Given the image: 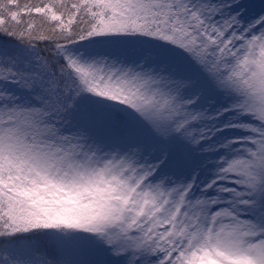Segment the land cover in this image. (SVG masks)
Returning a JSON list of instances; mask_svg holds the SVG:
<instances>
[{
	"label": "snow or ice",
	"instance_id": "obj_1",
	"mask_svg": "<svg viewBox=\"0 0 264 264\" xmlns=\"http://www.w3.org/2000/svg\"><path fill=\"white\" fill-rule=\"evenodd\" d=\"M0 264H264V2L0 0Z\"/></svg>",
	"mask_w": 264,
	"mask_h": 264
},
{
	"label": "rangeland",
	"instance_id": "obj_2",
	"mask_svg": "<svg viewBox=\"0 0 264 264\" xmlns=\"http://www.w3.org/2000/svg\"><path fill=\"white\" fill-rule=\"evenodd\" d=\"M244 2L258 9L260 4L264 2V0H244Z\"/></svg>",
	"mask_w": 264,
	"mask_h": 264
}]
</instances>
